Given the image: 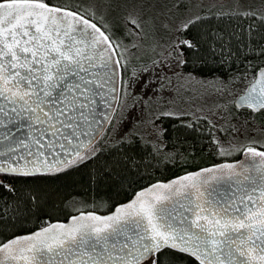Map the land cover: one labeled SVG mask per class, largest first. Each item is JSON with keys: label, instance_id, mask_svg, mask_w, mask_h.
Wrapping results in <instances>:
<instances>
[{"label": "snow or ice", "instance_id": "snow-or-ice-1", "mask_svg": "<svg viewBox=\"0 0 264 264\" xmlns=\"http://www.w3.org/2000/svg\"><path fill=\"white\" fill-rule=\"evenodd\" d=\"M0 264H264V0H0Z\"/></svg>", "mask_w": 264, "mask_h": 264}, {"label": "trees", "instance_id": "trees-1", "mask_svg": "<svg viewBox=\"0 0 264 264\" xmlns=\"http://www.w3.org/2000/svg\"><path fill=\"white\" fill-rule=\"evenodd\" d=\"M204 159H214V157H211V156H205ZM179 170L178 169H170L168 173H166V175H170V174H174V173H177ZM67 211V210H66ZM57 218H60V219H65L66 218V212H60L58 215H57Z\"/></svg>", "mask_w": 264, "mask_h": 264}]
</instances>
